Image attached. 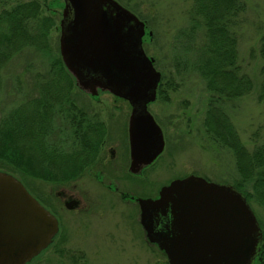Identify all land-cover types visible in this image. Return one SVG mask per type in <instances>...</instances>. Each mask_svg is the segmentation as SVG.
<instances>
[{"label": "rangeland", "instance_id": "obj_1", "mask_svg": "<svg viewBox=\"0 0 264 264\" xmlns=\"http://www.w3.org/2000/svg\"><path fill=\"white\" fill-rule=\"evenodd\" d=\"M26 1L29 0H0V6L5 9ZM114 1L145 23L149 36H146L143 49L147 56L155 60L156 69L165 78L163 83L170 81L169 89L163 95L167 101L158 96L150 106L166 146L152 166L132 177L126 176L128 159L118 154L114 165L111 163L104 169L97 168L91 175L85 170L78 179L61 186L24 179L0 170L20 181L30 195L43 202L58 221L56 241L42 252V260L36 264H167L163 253L145 238L139 223L138 205L123 202L119 193L127 191L133 198L155 196L171 180L190 173L234 188L240 182L232 152L211 140L202 127L209 97L203 79L191 71L178 75L172 67L175 36L189 26L192 1ZM242 2L244 11L234 29L238 64L242 73L252 78L255 88L249 95L227 104L224 110L241 143L251 151L255 140L261 142L264 139V102L257 99L262 80L259 70L264 64V57L260 54L264 38V0ZM41 3L44 16L55 12V27L48 35L50 55L24 49L4 67L0 83V120L28 98L38 95L36 84L40 82V85L51 77L50 61L59 56L61 58L59 23L63 0ZM201 42L202 37L198 35L195 45ZM49 57H52L51 60ZM73 81L75 84L74 78ZM174 85L175 89H170ZM89 96L75 86L69 98L86 116L108 126V140H126L125 119L116 112L115 118H110L115 106L125 107L126 103L107 92H98V102ZM64 118L61 113L55 117L56 134L66 136L63 140L70 144L69 127ZM110 166L117 167L119 171L110 174ZM98 173L101 182L96 178ZM109 184L116 186L117 192L105 187ZM243 190L249 192L250 188L246 185ZM59 191L64 196L63 200L55 196ZM72 198L79 205L68 210L63 203ZM248 204L257 218L264 244V209L253 201ZM262 260L264 257L258 256L255 264H264Z\"/></svg>", "mask_w": 264, "mask_h": 264}, {"label": "water", "instance_id": "obj_2", "mask_svg": "<svg viewBox=\"0 0 264 264\" xmlns=\"http://www.w3.org/2000/svg\"><path fill=\"white\" fill-rule=\"evenodd\" d=\"M63 3L62 62L83 92L92 97L107 92L132 105L130 171L138 174L164 148L162 131L147 111L156 100L161 74L143 50L145 23L114 0ZM136 201L146 240L168 264H255L262 231L234 187L190 175L162 187L157 199ZM57 233L55 217L20 181L0 171V264L29 263Z\"/></svg>", "mask_w": 264, "mask_h": 264}, {"label": "trees", "instance_id": "obj_3", "mask_svg": "<svg viewBox=\"0 0 264 264\" xmlns=\"http://www.w3.org/2000/svg\"><path fill=\"white\" fill-rule=\"evenodd\" d=\"M191 1L189 26L175 36L172 67L178 75L191 71L203 79L209 97L202 127L211 140L232 152L240 179L235 188L248 202L264 209V139L255 140L248 151L224 110L255 88L238 64L234 29L245 5L242 0ZM41 2L46 0H29L5 9L0 6V83L4 67L24 49L50 55L48 35L55 27V12L44 16ZM198 35L202 42L195 45ZM262 41L260 54L264 57V38ZM259 71L262 80L257 99L264 102V64ZM49 74L47 81L36 84L38 95L0 120V170L61 186L78 179L94 160L102 125L72 103L69 95L75 84L60 56L50 61ZM164 80L157 92L167 101L163 95L170 81ZM59 113L68 123L69 136L78 142L68 144L63 140L66 136L56 134L55 117ZM246 185L249 192L243 190ZM259 257H264V244Z\"/></svg>", "mask_w": 264, "mask_h": 264}, {"label": "flooded vegetation", "instance_id": "obj_4", "mask_svg": "<svg viewBox=\"0 0 264 264\" xmlns=\"http://www.w3.org/2000/svg\"><path fill=\"white\" fill-rule=\"evenodd\" d=\"M148 35V32H147V29H146V25H145V35L143 37V44L145 42V39H146V36ZM149 36V35H148ZM148 58H151L149 56H147ZM154 60V59H153ZM155 63V61L153 62V64ZM162 81V79H161ZM85 93V92H84ZM87 94V93H86ZM159 94L157 92V95H156V98H158ZM93 101L95 102H98V96L96 97H92V96H89ZM118 99V98H117ZM123 101V100H122ZM126 103L125 107H120V106H115L114 107V110L112 111V114H111V119L115 118V112L116 113H119L120 114V117L124 118L125 119V125H126V129H125V132H126V140H108L109 138V130H108V126L99 121V120H95L97 123L101 124V134L102 136L100 137V140H97L96 143L99 144L98 145V149L96 151H94L96 154H95V158L94 160L88 165V167H86L85 170H88V174H92V172H94L95 169L97 168H100L102 167V169H104L107 164H111V165H114L113 162H115V159H116V156L118 154V156L122 157V158H127L128 159V168H127V175L126 176H129V177H132V176H138L140 175L145 169H147L148 167L152 166L156 160L162 155V153L156 158V160L148 165V166H140L141 168V171L138 173V174H133L131 171H130V167L132 165V147H131V141L129 140V136H128V126H129V120L132 116V105H130L129 103H127L126 101H124ZM154 103V102H153ZM152 105V103L148 104L147 105V111L150 113V115L153 117L154 121L156 122V124L159 126L155 116L152 114V112L150 111V106ZM117 117V115H116ZM160 127V126H159ZM206 134V133H205ZM75 142H78L77 139H75L74 137L71 138V143H75ZM165 146H166V143H165V140H164V149H165ZM103 173H104V170H102ZM109 173L111 174V172L113 173H117L119 170H117V167H111L109 168ZM99 173H102V172H99ZM99 173L98 175H96V178L98 179V182H101V179H99L97 176H99ZM185 175V174H184ZM190 175H194L196 176L195 174L193 173H190V174H187L185 176H182V177H179L177 179H184ZM175 179V180H177ZM206 179V178H205ZM207 180V179H206ZM103 181V180H102ZM173 180H171L168 184H170ZM207 181H210V180H207ZM212 182V181H211ZM167 184V185H168ZM102 185L104 186V182L102 183ZM109 191H112V192H117V187L116 186H111L110 184L109 185H106L105 186ZM56 195V198L58 199H61L63 200V194L61 191L55 193ZM158 194L159 192L155 195V196H150V197H147V198H141V199H157L158 198ZM34 197V196H33ZM119 197L121 198V200H123V202H127L129 204H132V202L136 203L137 204V199H140V198H133L132 197V194H130L129 192L125 191V192H120L119 193ZM35 198V197H34ZM38 203L44 207L47 211H49V213L51 215L54 216V214L48 210V208L46 207V205L41 202L40 200H38L37 198H35ZM70 203V202H73V203H77L79 205V202L76 200V199H70V200H64V203L63 205L65 206L67 203ZM138 205V204H137ZM77 206V205H76ZM74 206V208L76 207ZM163 220V219H162ZM57 236H58V233L56 234V236L54 237V239L52 240L51 244L49 245L52 246L54 244V242L56 241L57 239ZM48 247V248H49ZM47 249V248H46ZM45 249V250H46ZM44 250V251H45ZM42 251V252H44ZM42 252L37 256L35 257L34 259H32L29 263L27 264H36V263H40L42 258L40 257ZM257 258V257H256ZM36 261V262H35Z\"/></svg>", "mask_w": 264, "mask_h": 264}]
</instances>
